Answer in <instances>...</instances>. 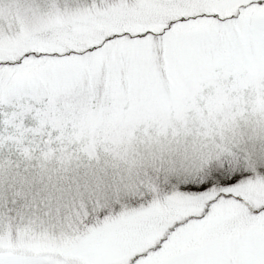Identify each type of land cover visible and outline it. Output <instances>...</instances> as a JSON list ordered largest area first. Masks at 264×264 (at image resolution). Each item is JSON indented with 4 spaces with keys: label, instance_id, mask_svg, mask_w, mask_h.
Listing matches in <instances>:
<instances>
[{
    "label": "snow or ice",
    "instance_id": "snow-or-ice-1",
    "mask_svg": "<svg viewBox=\"0 0 264 264\" xmlns=\"http://www.w3.org/2000/svg\"><path fill=\"white\" fill-rule=\"evenodd\" d=\"M0 264H264V0H0Z\"/></svg>",
    "mask_w": 264,
    "mask_h": 264
}]
</instances>
